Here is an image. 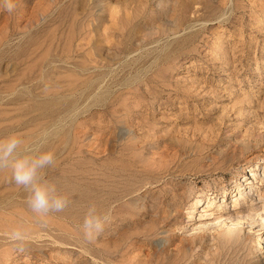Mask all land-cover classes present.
Returning a JSON list of instances; mask_svg holds the SVG:
<instances>
[{
    "label": "rangeland",
    "instance_id": "rangeland-1",
    "mask_svg": "<svg viewBox=\"0 0 264 264\" xmlns=\"http://www.w3.org/2000/svg\"><path fill=\"white\" fill-rule=\"evenodd\" d=\"M53 127L68 205L42 222L0 170V264H264L258 215L218 225L264 207V0L0 7V136ZM90 202L109 220L88 239Z\"/></svg>",
    "mask_w": 264,
    "mask_h": 264
},
{
    "label": "clouds",
    "instance_id": "clouds-1",
    "mask_svg": "<svg viewBox=\"0 0 264 264\" xmlns=\"http://www.w3.org/2000/svg\"><path fill=\"white\" fill-rule=\"evenodd\" d=\"M0 7L11 12L14 0H0ZM230 14L231 4H228L217 17L218 22L226 20ZM55 131L54 127L42 130L32 140L16 132L0 136V170H6L10 181L23 190L27 208L42 222H46L50 213L61 212L68 205L67 196L46 176V170L55 165V152L46 147ZM108 220L109 212L90 202L79 228L85 238L91 239L103 231ZM6 235L17 246L25 239L18 227H13Z\"/></svg>",
    "mask_w": 264,
    "mask_h": 264
},
{
    "label": "bare ground",
    "instance_id": "bare-ground-1",
    "mask_svg": "<svg viewBox=\"0 0 264 264\" xmlns=\"http://www.w3.org/2000/svg\"><path fill=\"white\" fill-rule=\"evenodd\" d=\"M253 171V170H251ZM252 175H255V172H251L250 176ZM245 184H248L249 185V182L248 180L245 181ZM251 189L248 188L245 189V188H239L238 189V194L239 196L238 197H243L244 196H247L251 193ZM235 202L233 203L235 206L239 203L238 202V199H234ZM224 201V199H222V202ZM240 201V200H239ZM212 205V202L208 201L207 202V205L205 207H211ZM246 206H242L240 208H238V210H235L234 212H231V213H226L225 214V217L222 219V221L220 223H218V225H223V226H227L228 230L231 231V230H238L239 228L237 227L238 225H241V224H245L246 222H244L243 220L248 217V216H254V215H258V217L260 218V220L264 221V207H262V209H260V211H258L257 209H251L249 211H246ZM206 212L208 211V209H202V212ZM253 211V212H251ZM248 212V213H247ZM204 213L200 216H203ZM220 217H222L221 215H219ZM218 217V218H220ZM253 227L250 226V229H252ZM262 242V241H261ZM260 240H258V244L261 243ZM264 242V241H263Z\"/></svg>",
    "mask_w": 264,
    "mask_h": 264
}]
</instances>
